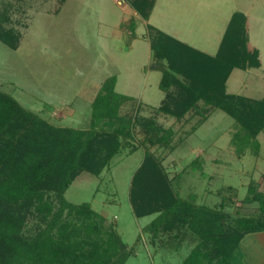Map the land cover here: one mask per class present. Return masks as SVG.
Returning <instances> with one entry per match:
<instances>
[{
    "label": "trees",
    "instance_id": "1",
    "mask_svg": "<svg viewBox=\"0 0 264 264\" xmlns=\"http://www.w3.org/2000/svg\"><path fill=\"white\" fill-rule=\"evenodd\" d=\"M125 1L147 22L157 2ZM1 6L0 41L18 50L22 36L10 26L13 4L0 0ZM246 24V15L235 13L215 55L148 24L152 66L161 73L166 93L156 112L177 121L191 113L203 117L193 131L209 112L226 113L235 121L232 143L239 157L246 155L245 145L260 149L258 137L264 132V99L228 92L235 70L261 67L259 51L249 52ZM116 84V77L103 84L88 129L54 125L0 89V264H126L133 255L107 219L91 203L74 204L65 194L83 173L100 177L135 140L137 128L145 136V154L131 181L130 200L138 218L157 215L144 228L153 244L159 240L175 254L191 244L180 264H232L242 239L264 231V191L253 181L241 201L223 196L219 205L210 206L196 204V195L183 198L178 181L155 154L176 150L173 129L139 112L122 115L121 107L134 99L118 93ZM202 164L197 157L191 165L206 177ZM233 188L226 191L231 194ZM256 205L252 213L240 209ZM231 206H237L236 215L227 211ZM171 235L172 240L164 237Z\"/></svg>",
    "mask_w": 264,
    "mask_h": 264
},
{
    "label": "rangeland",
    "instance_id": "2",
    "mask_svg": "<svg viewBox=\"0 0 264 264\" xmlns=\"http://www.w3.org/2000/svg\"><path fill=\"white\" fill-rule=\"evenodd\" d=\"M7 1L13 4L10 26L22 37L18 50L0 41V89L24 108L57 126L88 129L95 98L103 84L116 77V91L134 99L121 107L122 115L139 112L173 129L176 150L159 149L155 154L163 158L170 177L178 181L176 189L183 198L196 195V204L210 206L219 205L223 196L231 197L232 202L241 201L249 183L264 174V133L258 137L260 149L253 143L245 145L242 149L245 148L246 155L239 157L238 147L232 143L235 121L226 113L209 112L208 120L193 131L203 117L191 113L177 121L156 112L166 93L160 88L161 73L152 66L148 29L150 24L215 55L234 14L246 15L248 49L260 51L262 65L258 69L234 71L228 92L262 100L264 0H157L148 22L125 0ZM199 107L203 108V103ZM134 137L100 177L81 174L65 197L74 204L91 203L107 219L133 255L126 264H180L193 246L186 242L181 254H175L159 240L153 244L144 228L157 215L138 218L133 213L130 185L145 154V136L140 128ZM197 157L203 162L206 177L192 168ZM227 187H234L231 194ZM257 207L240 209L246 214ZM227 211L236 215L237 206ZM164 237L173 239L172 235ZM254 242L251 241L252 253L244 249L247 264L256 262Z\"/></svg>",
    "mask_w": 264,
    "mask_h": 264
},
{
    "label": "crops",
    "instance_id": "3",
    "mask_svg": "<svg viewBox=\"0 0 264 264\" xmlns=\"http://www.w3.org/2000/svg\"><path fill=\"white\" fill-rule=\"evenodd\" d=\"M248 48L249 44H248ZM255 50V49H254ZM253 50V51H254ZM258 50V49H256ZM259 51V50H258ZM260 54V51H259ZM262 65V64H261ZM237 71V70H235ZM240 71V70H239ZM264 133V132H263ZM262 133V134H263ZM259 140V138H258ZM260 142V141H259ZM262 147V144L260 142V148ZM261 151V150H260ZM259 151V152H260ZM253 182L256 183V185L259 187L260 191H264V174L261 175L259 180H252ZM251 241H255L253 243V246L256 248V253L254 254L255 256V264H264V231L263 232H258V233H253V234H248L246 235L242 241L240 242V245L237 249V251L234 254V259L232 264H240L239 262L242 261L243 264H247L248 260L245 258V253L246 252H253V249L251 247ZM249 242V244H247ZM246 248V252L245 249ZM242 249V250H241ZM245 252V253H244Z\"/></svg>",
    "mask_w": 264,
    "mask_h": 264
},
{
    "label": "water",
    "instance_id": "4",
    "mask_svg": "<svg viewBox=\"0 0 264 264\" xmlns=\"http://www.w3.org/2000/svg\"><path fill=\"white\" fill-rule=\"evenodd\" d=\"M121 4V3H120ZM122 5V4H121Z\"/></svg>",
    "mask_w": 264,
    "mask_h": 264
}]
</instances>
